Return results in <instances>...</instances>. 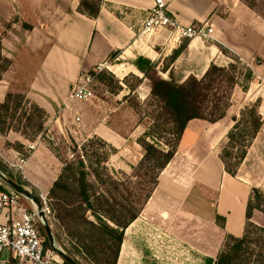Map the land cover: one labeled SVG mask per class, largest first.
<instances>
[{
    "label": "crops",
    "instance_id": "obj_1",
    "mask_svg": "<svg viewBox=\"0 0 264 264\" xmlns=\"http://www.w3.org/2000/svg\"><path fill=\"white\" fill-rule=\"evenodd\" d=\"M80 2L81 0H0L2 55L11 62L25 50L35 58L37 52H44L26 89H16L13 82L7 80L6 74L12 67L8 69L0 82V104L5 101L8 93L21 92L50 117L58 114L62 106L68 108L73 90L86 74H93L101 64H107V70L120 80L129 74L144 76L135 66L138 58L157 64V71L169 81L177 83H183L191 76L201 79L212 64L218 65L222 58H226L219 46L227 47L245 60L251 56L252 61L260 59L264 63V20L237 0H169L170 11L182 26L209 22L214 28L211 38L214 41L202 38L188 41L185 51L173 63L169 62V58L187 40H181L178 35L167 30L138 38L142 23L154 5L153 0H103L97 18L80 12ZM227 2L230 3L228 11L225 9ZM115 54L117 56L113 60L112 56ZM120 60H126V63L115 64ZM166 64L168 68L163 71ZM237 91L242 95L246 94L237 85L232 93L231 108ZM260 114L264 117V105ZM232 119L233 117L227 125L207 122L209 125L202 132L201 140L210 147L216 146L233 127ZM103 130V136H97L112 145L116 136L109 128ZM32 142L15 132L5 135L0 133V160L11 169L19 171L24 182L37 186L43 192H49L59 176L55 169L57 163H60L52 150L46 144L36 142V146H30L33 150L30 157L24 160L16 150L8 147V144L21 143L27 148ZM254 143L252 146H255ZM188 148L190 149L187 151L194 154L195 149ZM196 151V164L190 165V186L215 185L221 188L218 215L226 219V234L241 238L245 231L246 207L252 189L247 183L253 181L229 175L219 155H203L200 148ZM258 155L261 158L263 155L264 158L263 153ZM187 164L189 165L188 162ZM180 179L183 182L186 178ZM1 182L0 180V185L5 187ZM262 182L264 189V180ZM183 184L181 186L185 188ZM253 185L260 186L258 183ZM157 190L159 185L150 201ZM160 191L163 192L161 188ZM163 193L164 204L171 211H176L183 202L181 195L168 191ZM164 216L166 217L165 213ZM55 223L58 233L52 232L59 247L56 237L62 238L63 233L56 221ZM224 241L225 237L221 240L222 247ZM123 247L124 245L122 250ZM0 264L16 263L10 252L6 251L0 254Z\"/></svg>",
    "mask_w": 264,
    "mask_h": 264
},
{
    "label": "trees",
    "instance_id": "obj_2",
    "mask_svg": "<svg viewBox=\"0 0 264 264\" xmlns=\"http://www.w3.org/2000/svg\"><path fill=\"white\" fill-rule=\"evenodd\" d=\"M239 1L264 20V0ZM102 2L81 0L80 12L97 18ZM188 41L173 53L169 62L177 60L187 48ZM116 56H112L113 60ZM235 60L227 68L212 64L201 79L191 76L183 83H177L150 77L158 73L157 64L138 58L135 66L151 80V95L157 104L153 126L138 140L143 158L134 168L132 178H144L142 182H131L129 178H122L118 171L108 168L109 161L118 154V150L98 136L81 145L70 138L74 160L62 159L58 150L50 147L63 168L49 191L48 206L64 232L66 240L59 236L56 238L68 256L78 264L85 261L92 264L118 263L126 230L140 217L152 198L162 172L176 157L188 125L192 121L210 124L223 121L232 106L234 88L239 85L244 92L248 91L254 72L241 68L245 84H240L236 78L240 67L238 59ZM258 61L262 63V60ZM0 63L6 64L0 72L1 82L11 63L2 55L1 40ZM167 68L166 64L163 71ZM98 78L105 79L106 74H99ZM259 103L257 101L244 108L239 116L232 119L234 125L227 134L228 144L220 159L225 171L233 177L237 176L239 166L246 160L249 148L264 127ZM161 118L167 120L160 122ZM47 121L46 111L31 103L23 93L10 92L0 104V133L3 135L15 132L26 140H36L47 132ZM150 139L152 142L148 141ZM8 147L16 150L24 160L33 151L21 143L8 144ZM0 166L8 178L26 188L3 162ZM0 189L7 190L2 185ZM256 214L264 218V189L253 185L246 207L244 235L237 238L226 234L221 252L216 259L208 258L206 264H264V224L253 221ZM215 221L219 227L225 228L224 217L217 215ZM45 243L49 245V240Z\"/></svg>",
    "mask_w": 264,
    "mask_h": 264
},
{
    "label": "rangeland",
    "instance_id": "obj_3",
    "mask_svg": "<svg viewBox=\"0 0 264 264\" xmlns=\"http://www.w3.org/2000/svg\"><path fill=\"white\" fill-rule=\"evenodd\" d=\"M229 7L230 3L227 2L225 9L228 11ZM215 38L217 37L215 36ZM231 38L233 37L231 36ZM219 47L226 58H222L217 66L227 68L230 64L235 63V59H238L240 68L236 78L240 84H245L244 70L241 68L254 69V76L248 84V91L245 95H242L240 91L235 93L233 108L227 118L219 122L227 125L232 117L239 116V111L241 112L248 105L253 106L257 101H260L259 113H261V107L264 105V63L259 62L258 59L252 61L249 53L250 57L245 60L235 55L227 47ZM43 55V51L37 52L35 58L25 50L19 57L11 61L8 66V69L12 67L10 72L6 74L7 69L3 75L6 74L7 80L12 81L16 89H26L32 80V72ZM119 63H126V60L115 62V64ZM5 67V63H0V72ZM99 74H106V78L99 79ZM93 76L94 82L91 84L93 97L88 101H80L75 100L71 95L72 101L68 108L62 106L58 114L48 116L47 132L44 137L40 136L36 140H32V144H28L26 149H32L30 146H36V142H42L49 148L53 147L58 150L62 159L74 160L70 138L81 145L97 134L103 136V129L109 128L117 138L112 140V145L118 150V154L111 158L108 168L118 171L122 178H129L131 182H142L144 178L132 177L134 168L143 158L138 140L153 126L155 117H157V104L151 95V80L135 74H129L125 79L120 80L107 69ZM150 77L168 80L160 71ZM223 85L227 87L225 83ZM14 93L18 92L14 91ZM166 120V118H161L160 122ZM208 125L203 121H192L188 125L175 160L160 176L159 190L153 200L144 208L140 217L126 230L123 243L124 252L120 254L117 264H206L208 258L216 259L219 255V250L222 247L221 240L226 235L225 228L219 227L215 221V217L218 215L221 188L215 185L212 187L195 184L190 186L191 176L189 175L190 165L196 164L195 157L198 148L203 150V155L210 153L213 156H220L228 144L227 135L214 147H210L209 144L202 141L201 134ZM148 141L152 142L151 139ZM254 145L249 148L247 161L239 166L237 176L234 178L253 181L247 183L250 187L253 183H258L262 187L264 158L263 155L261 158L258 154H264V129ZM188 147H191V150L195 149L194 154L187 151L190 149ZM0 163H2L1 160ZM62 168L63 164L57 163L55 172L60 174ZM8 169L42 204L44 201L49 204V192H43L37 186L24 182L19 171L10 167ZM184 177L186 179L181 182L180 178ZM2 183L5 188H9L4 182ZM182 183L185 188L181 186ZM160 188L163 192L168 191L175 195H181L183 202L176 211H171L170 207L164 204L165 193L161 192ZM24 199L33 208H36L32 201ZM46 216L52 231L57 234V226L54 225L56 223L51 210L50 214H46ZM253 221L264 224V218L259 214H256ZM62 233V239L66 240L63 231ZM42 237L45 250L50 249V243L49 245L45 243L48 237L43 227ZM84 264L92 263L85 261Z\"/></svg>",
    "mask_w": 264,
    "mask_h": 264
},
{
    "label": "built area",
    "instance_id": "obj_4",
    "mask_svg": "<svg viewBox=\"0 0 264 264\" xmlns=\"http://www.w3.org/2000/svg\"><path fill=\"white\" fill-rule=\"evenodd\" d=\"M153 2V7L142 23L139 39L165 30L175 33L181 40L212 38L214 28L209 22L182 26L170 11L169 0ZM105 69H108V65L101 64L93 74ZM93 74L83 77V81L73 90L72 98L88 101L93 97ZM43 210L45 214H50L46 201ZM6 251L10 252L16 264H65L54 251L45 250L42 223L37 208H33L22 195L11 189L0 190V254Z\"/></svg>",
    "mask_w": 264,
    "mask_h": 264
},
{
    "label": "water",
    "instance_id": "obj_5",
    "mask_svg": "<svg viewBox=\"0 0 264 264\" xmlns=\"http://www.w3.org/2000/svg\"><path fill=\"white\" fill-rule=\"evenodd\" d=\"M0 180L4 182L10 189L16 191L18 194L22 195L24 198L33 202L34 206L38 210V216L41 220L42 227L49 239L50 249L54 251L59 257H61L65 261L66 264H78L73 258L68 256L62 249H60L57 246L48 217L44 213L42 202H40L36 198V196L32 192H30L28 189H26L24 186L8 178L2 172L1 168H0Z\"/></svg>",
    "mask_w": 264,
    "mask_h": 264
},
{
    "label": "bare ground",
    "instance_id": "obj_6",
    "mask_svg": "<svg viewBox=\"0 0 264 264\" xmlns=\"http://www.w3.org/2000/svg\"><path fill=\"white\" fill-rule=\"evenodd\" d=\"M114 74V73H113ZM123 79V78H122ZM124 252V247H123V250H122V253Z\"/></svg>",
    "mask_w": 264,
    "mask_h": 264
}]
</instances>
